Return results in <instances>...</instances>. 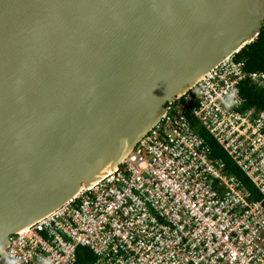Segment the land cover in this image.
Returning a JSON list of instances; mask_svg holds the SVG:
<instances>
[{
	"label": "water",
	"instance_id": "water-1",
	"mask_svg": "<svg viewBox=\"0 0 264 264\" xmlns=\"http://www.w3.org/2000/svg\"><path fill=\"white\" fill-rule=\"evenodd\" d=\"M263 26L264 0H0V252Z\"/></svg>",
	"mask_w": 264,
	"mask_h": 264
},
{
	"label": "built area",
	"instance_id": "built-area-1",
	"mask_svg": "<svg viewBox=\"0 0 264 264\" xmlns=\"http://www.w3.org/2000/svg\"><path fill=\"white\" fill-rule=\"evenodd\" d=\"M235 54L167 103L115 168L11 233L0 264H79L80 247L88 264H264V110L241 92L264 72Z\"/></svg>",
	"mask_w": 264,
	"mask_h": 264
},
{
	"label": "trees",
	"instance_id": "trees-1",
	"mask_svg": "<svg viewBox=\"0 0 264 264\" xmlns=\"http://www.w3.org/2000/svg\"><path fill=\"white\" fill-rule=\"evenodd\" d=\"M235 57L237 60L245 61V69L247 72H264V26L262 27L257 38L244 46L238 53L235 54ZM241 92L245 98V108L256 107L264 110V86L259 87L257 83L247 79L241 84ZM210 142L213 145L215 154L223 157L229 165H232V160L222 150V148L215 141ZM237 173L244 179L242 172L237 171ZM88 253L89 260L83 259V255H88ZM93 259L94 256L90 254L88 248H79V264H88L90 263V260L92 261Z\"/></svg>",
	"mask_w": 264,
	"mask_h": 264
}]
</instances>
